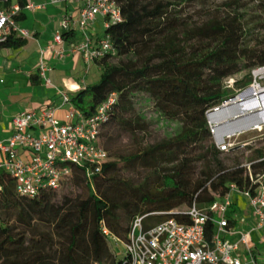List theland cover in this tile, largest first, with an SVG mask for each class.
Segmentation results:
<instances>
[{
	"label": "trees",
	"instance_id": "obj_1",
	"mask_svg": "<svg viewBox=\"0 0 264 264\" xmlns=\"http://www.w3.org/2000/svg\"><path fill=\"white\" fill-rule=\"evenodd\" d=\"M208 1L116 0L121 21L104 30L115 53L93 62L100 80L70 99L78 113L90 117L110 94H117V104L99 135L107 160L91 182L83 167L70 166V176L60 186L70 195H59V188L46 189L34 198L22 197L15 193L13 179L1 173L0 264H47L44 253L53 243L32 235V222L52 227L59 239L58 264H108L110 253L101 222L125 242L138 217L149 215L144 227L167 219L184 223L183 213L189 207L194 204L207 212L232 184L255 194L257 186L244 165H250L253 177L264 174V141L242 152H225H239L226 165L221 157L225 153L212 142L206 113L231 97L232 91L224 88L225 79L264 68V36L255 35L257 28L264 30V0H251L259 13L255 27L246 19L245 0H226L199 16L201 10L195 11L194 6ZM17 3L21 8L27 4L25 0ZM23 19L22 14L15 17L18 22ZM73 34L63 32L62 38ZM23 40L12 35L0 47H20ZM241 83L248 86L251 79ZM144 101L152 104L160 118L177 123L172 136L143 145L150 127L139 107ZM120 134L131 136L138 146L116 153L113 143ZM124 175H139L138 184ZM75 189L86 194L74 195ZM236 209L232 203L230 214ZM171 211L179 214H158ZM12 218L19 227L9 223ZM154 220L157 223L150 224ZM212 232L213 224L207 223V240Z\"/></svg>",
	"mask_w": 264,
	"mask_h": 264
},
{
	"label": "built area",
	"instance_id": "obj_2",
	"mask_svg": "<svg viewBox=\"0 0 264 264\" xmlns=\"http://www.w3.org/2000/svg\"><path fill=\"white\" fill-rule=\"evenodd\" d=\"M9 0H0L7 3ZM52 3L75 2L80 5L78 17L64 16L60 31L52 43L41 50L55 59L77 54L83 57L87 67L106 53L114 54V48L104 30L121 21V13L116 0H50ZM30 3L21 8L18 4L8 9H0V45L10 36L30 38L28 31L19 27L15 17L23 10H30ZM102 19L103 33L94 39L89 35L97 19ZM80 33L81 40L65 49L63 32ZM40 74L44 84L49 80ZM117 94H110L94 114L84 117L70 104V99L62 95V102L69 105L67 121L55 118V108L49 107L39 112H21L12 119V135L0 141V174L6 173L15 182V193L26 198H34L46 189H59L70 176V166L85 169L88 181L96 175L107 160V152L100 144V130L106 117L117 104ZM225 141L219 144V151H226ZM250 181L256 185L255 194L241 191L234 184L228 192L214 201L207 212L194 204L183 213L187 222L180 223L167 219L159 224L144 227L143 221L149 215L134 219L127 233L126 241L114 237L101 222L100 230L106 241L112 240L122 246L121 257L115 264H264L259 261L251 234L264 231V174L251 175L250 165H244ZM239 196L245 201L253 222L249 230H235L231 224L232 203ZM158 214H179L177 211ZM153 215V214H152ZM213 224L209 240L205 237V225ZM223 236V239L221 238ZM237 236L229 241L227 237Z\"/></svg>",
	"mask_w": 264,
	"mask_h": 264
},
{
	"label": "crops",
	"instance_id": "obj_3",
	"mask_svg": "<svg viewBox=\"0 0 264 264\" xmlns=\"http://www.w3.org/2000/svg\"><path fill=\"white\" fill-rule=\"evenodd\" d=\"M25 1L34 7L23 10L20 14L24 19L17 23L21 29L29 32L30 38L24 39L20 47H0V141L3 142L11 137L12 119L21 112H39L54 107L55 118L66 122L69 105L63 104L62 95L71 99L90 86L88 67L81 55L69 54L63 59H55L49 53L41 55V50L52 43L54 35L60 31L61 19L64 16L78 17L80 5L75 2L52 3L50 0ZM14 4H18L17 0H11L9 6L0 2V9H8ZM102 33V19L98 18L89 35L96 39ZM80 40V33L74 32L73 37L64 40L65 49ZM41 65L49 85L44 84V78L40 74ZM235 204L237 209L233 216L246 206L239 196L236 197ZM250 218L251 215H248L241 220L245 224L244 229L251 226L253 219ZM255 233L251 237L254 236L256 243L252 242L259 261L264 262V252L259 249L264 238ZM232 237L237 239V236Z\"/></svg>",
	"mask_w": 264,
	"mask_h": 264
},
{
	"label": "rangeland",
	"instance_id": "obj_4",
	"mask_svg": "<svg viewBox=\"0 0 264 264\" xmlns=\"http://www.w3.org/2000/svg\"><path fill=\"white\" fill-rule=\"evenodd\" d=\"M173 1H179V0H173ZM226 0H209L207 3L203 4H199L197 3L194 8L195 11H200V15L204 16L207 11L212 10L214 8L219 7V5H221V3L225 2ZM245 3H247L248 7H247V17L246 19L248 21H252L251 22V27H255L257 25V20H259V13L257 12V8H256V3L255 2H251V0H245ZM196 13V12H195ZM103 32V29H102ZM255 35L257 37H261L264 36V30H262V28H257V30H255ZM87 67L84 68V71L86 70ZM262 69V68H260ZM258 70V69H254L251 71H245L242 73H239L233 77L227 78L223 81L224 84V88L230 89L232 91V95L230 98H228V100H226L223 104L225 105L226 103L232 101L233 99L237 98L238 96H241V103L239 104L241 109H247L250 110L254 107V99L248 97V96H244L243 93L246 92L250 86H252L254 84V82L256 81L254 78V72ZM88 71H89V75H88V82L90 85H94L96 84L99 80H100V71L98 70V68L93 64L90 63V65L88 66ZM249 77L251 79V83L246 86L245 84H242L241 82L245 79ZM258 85H260L262 87V89H264V77H261L259 79H257ZM262 98H264V94L261 95ZM245 98V99H244ZM223 105V106H224ZM140 110L141 113L145 116V118L149 121L150 123V127L148 129V132L146 134V136L143 137V145H150L156 142H160L164 139H166L167 137H170L174 134V132L177 130L178 125L175 122H170L167 120H164L162 118H160L157 113L154 111L152 104L149 102H142L140 104ZM219 109V108H218ZM217 109V110H218ZM214 109L209 110L206 113V120H207V124H208V129L210 131L211 134V139L213 144L215 145V147L218 149L219 144L221 142L224 141L225 139V143H227L229 146L227 148L225 152H228L230 150L233 149H240V151H244L245 147H258L259 143L264 141V124L258 126V127H252L249 130H243L241 131V134H235L233 137L226 139L223 135L222 136H217L214 132H213V128L211 126L209 117H210V113L212 111H217ZM258 117L264 118V110L259 111L258 113ZM221 117V116H219ZM237 125V124H236ZM217 136V137H216ZM136 146H138V142H136L131 136L127 135V134H120L118 137H116V140H114L113 143V149L115 150L116 153H126L127 151H130L132 149H134ZM219 150V149H218ZM239 155V152H233L231 154H222V158L224 159L226 165H231L233 160L235 159V157H237ZM125 177H127V180H131L132 184L137 185L138 184V177H140L139 175L135 176V175H124ZM57 193L60 195H62L63 193L65 194H69L70 192L69 190H67L64 186H62ZM74 195H82L84 196L86 193L83 190L80 189H75L74 190ZM238 215V216H237ZM237 215H234V228L235 230H249V228L251 227H247L244 229L245 224H243L241 222L242 219H245V216L251 215L250 211L248 210L247 206H245L242 210H238L237 211ZM251 219V218H250ZM15 218H12L9 223L11 225H17L14 222ZM146 222V221H145ZM147 222H150L149 220H147ZM157 223L156 220L152 221L150 224H155ZM33 224V228H32V235H37V236H45L46 239H49L53 245L52 248H46V252L44 253V256L47 255V258L44 260V263L47 264H58L57 260H56V253L59 249V239L58 237H56L55 232L53 231L52 227H47L45 226L43 223H37V222H32ZM21 231L20 229L16 230V232ZM255 234H257L260 238H264V231L262 232H256ZM253 235V234H252ZM251 235V236H252ZM223 239V236L221 237ZM227 240L229 241H233L235 240V238L233 237H227ZM251 240H253L254 243H256V240L254 239V236L251 237ZM108 245V249H109V253H110V261L108 264H112V260L115 259H119L121 257V251H122V246L115 244L112 240H109V243L107 242ZM259 249L264 252V243L259 245ZM89 264H99L97 262L94 261H90ZM107 264V263H106Z\"/></svg>",
	"mask_w": 264,
	"mask_h": 264
},
{
	"label": "bare ground",
	"instance_id": "obj_5",
	"mask_svg": "<svg viewBox=\"0 0 264 264\" xmlns=\"http://www.w3.org/2000/svg\"><path fill=\"white\" fill-rule=\"evenodd\" d=\"M261 77H264V68L258 69L254 72V78L256 81L246 92L243 93L245 97L248 96L254 99V107L252 109L247 110L239 108L241 96H238L220 107L217 111H212L210 113L209 120L213 132L217 136L220 137L223 135L226 139H229L235 134H241V131L243 130H249L252 127H258L264 124V118L258 117L257 114L259 111L264 110V98L261 96L264 94V89H262L257 82V79Z\"/></svg>",
	"mask_w": 264,
	"mask_h": 264
},
{
	"label": "water",
	"instance_id": "obj_6",
	"mask_svg": "<svg viewBox=\"0 0 264 264\" xmlns=\"http://www.w3.org/2000/svg\"><path fill=\"white\" fill-rule=\"evenodd\" d=\"M224 104H221L219 107L214 108V110H217L218 108L222 107Z\"/></svg>",
	"mask_w": 264,
	"mask_h": 264
}]
</instances>
